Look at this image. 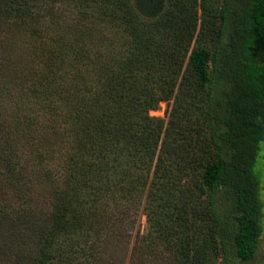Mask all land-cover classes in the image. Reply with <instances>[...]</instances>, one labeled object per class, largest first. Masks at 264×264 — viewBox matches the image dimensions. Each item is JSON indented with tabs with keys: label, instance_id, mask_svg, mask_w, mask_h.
Instances as JSON below:
<instances>
[{
	"label": "trees",
	"instance_id": "1",
	"mask_svg": "<svg viewBox=\"0 0 264 264\" xmlns=\"http://www.w3.org/2000/svg\"><path fill=\"white\" fill-rule=\"evenodd\" d=\"M16 21L34 24H28L33 66L6 77L0 71V97L7 95L9 105H0L9 131L0 139V165L20 174L32 163L46 168L50 208L41 225L32 221L35 211L19 215L38 247L24 256L17 241L25 231H14L6 243H13L14 264L92 257L107 200L143 185L153 156L151 184L159 179L164 191L150 185L148 195L175 198L172 186L201 151L212 156L196 160L193 191L204 195L201 210L179 207L178 198L171 207L187 220L199 212L203 222L199 241L186 243L185 263L227 264L223 215L234 225L231 257L252 260L261 234L254 164L264 141V0H0V32ZM200 31L211 49L192 48L185 68L206 86V131L183 151L179 139H167L170 122L164 127L147 111L172 91L184 51ZM16 187L13 196L22 191Z\"/></svg>",
	"mask_w": 264,
	"mask_h": 264
},
{
	"label": "rangeland",
	"instance_id": "2",
	"mask_svg": "<svg viewBox=\"0 0 264 264\" xmlns=\"http://www.w3.org/2000/svg\"><path fill=\"white\" fill-rule=\"evenodd\" d=\"M217 1L220 2L221 0ZM28 24L30 23L26 24L25 22L16 21L11 24L8 22L0 32V63H5L4 68H1L0 71L4 77L12 74L13 70L22 69L25 71L33 66L29 62L31 55L29 53L28 42L31 39L28 38V35L30 32L29 26H34V24ZM15 27H17L18 31ZM123 37L117 38L118 45L123 41ZM211 44L212 41L204 31H200L199 34L193 36L184 51V58L172 91L165 99L156 102L154 107L147 111L149 116L160 119L164 127L170 122L167 139L172 138L171 136L179 139V144L183 148V151H191L193 142H196L200 135H203L202 132L206 131L204 127V112L206 108L204 94L206 86L198 85L195 78L186 70V57L192 48L203 47L210 50ZM181 76L185 78H183L181 84H178ZM1 95L0 105L8 107V96L3 95V93ZM4 113L5 111H2L0 116V139L4 138L9 132L4 122L6 119ZM158 147L159 144L157 145ZM187 156L189 159L194 157L189 152ZM211 158V152L201 151L195 161L192 164L190 162L189 166L185 169V173H181L179 182L175 186H172L176 188L171 191L172 194H177L175 198H173V195L167 196L164 194L161 200H152L150 194L148 195L150 185L153 187L151 190L157 189L154 193L158 194V191H164L161 183H158L159 179L157 182H154V185L151 184L155 163V156H153L143 185L138 184L134 190L126 194L125 198L118 199L117 197L106 201L108 203L105 206L106 213L102 217L104 229L101 234L96 236L98 244H96L93 253H91L93 256H88L86 257L87 259L79 257V259H76L78 263L186 264L184 253L188 245L187 242L191 240L193 244L199 241L203 234V222L200 219L199 212L195 216L191 215L187 220L181 214V211L173 210L172 212L171 207L178 198L180 199L178 203L179 207L184 204L183 207L187 210L190 203L195 204V209L201 210L204 204V195L197 196L193 191L201 170V167L196 165V160L204 161ZM31 165H33L31 168L29 167L30 165H27L26 169L21 170L23 176H21L18 169L8 172L0 165V205L4 206L5 210L2 217L0 213V264H14L16 262L14 261L15 249H11L13 243L9 244L8 247L6 245V243L12 241L9 238L14 231H25L21 233L19 242L17 241V245L21 248L24 256H28L31 252L34 253L38 247L35 238L32 235L29 236L26 231L28 225H26L25 229L22 226V220L19 218L22 211L26 209L27 213H29L28 210L30 212L35 211L34 218L33 220L31 218V220L41 225L44 219L41 217L42 214L46 215L50 208L46 196V175L43 176L42 173V170H46V168H41L34 165V163ZM57 171L52 168L54 180L59 179ZM174 171L173 173H175ZM254 171L259 187L261 234L257 240L253 259L247 262H239L237 259L231 257V240L234 231L233 222L229 215H223L219 226V234L224 239L226 247L229 250L227 264H264V141L258 144ZM18 177L21 180L18 183L20 187L18 185L16 187V183H13ZM162 179L160 181L164 180ZM14 186L17 189L20 188L22 191L13 196L11 195L12 192H16ZM178 189L180 190L179 193H177ZM22 193L24 194L23 199L16 198ZM165 197L166 199H164ZM222 208L224 209L223 206L220 207V209ZM37 214H39V218L36 217ZM4 238L6 239L4 240ZM27 259L26 261H28ZM214 264H220V260L216 259Z\"/></svg>",
	"mask_w": 264,
	"mask_h": 264
}]
</instances>
